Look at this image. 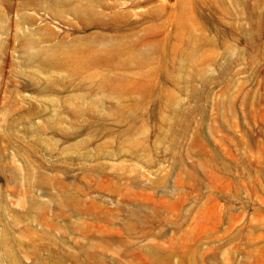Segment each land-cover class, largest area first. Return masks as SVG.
<instances>
[{"label": "rangeland", "instance_id": "obj_1", "mask_svg": "<svg viewBox=\"0 0 264 264\" xmlns=\"http://www.w3.org/2000/svg\"><path fill=\"white\" fill-rule=\"evenodd\" d=\"M0 264H264V0H0Z\"/></svg>", "mask_w": 264, "mask_h": 264}]
</instances>
